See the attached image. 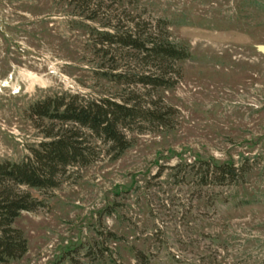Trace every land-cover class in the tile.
<instances>
[{"label":"rangeland","instance_id":"obj_1","mask_svg":"<svg viewBox=\"0 0 264 264\" xmlns=\"http://www.w3.org/2000/svg\"><path fill=\"white\" fill-rule=\"evenodd\" d=\"M103 4L89 20L93 3L0 0V163L23 161L43 141L27 111L54 95L119 100L138 90L142 105L168 111L165 125L137 126L117 158L96 143V158L57 188L26 189L41 206L15 219L27 252L9 264H264V0ZM107 16L159 24L187 48L173 86L103 76L111 57L90 34ZM196 161L249 170L242 183L203 186Z\"/></svg>","mask_w":264,"mask_h":264},{"label":"trees","instance_id":"obj_2","mask_svg":"<svg viewBox=\"0 0 264 264\" xmlns=\"http://www.w3.org/2000/svg\"><path fill=\"white\" fill-rule=\"evenodd\" d=\"M70 1L83 11H89L93 3L96 9L86 12V17L93 20L98 18L103 2L122 0ZM107 18L104 30L93 28L90 34L97 52L111 57L103 76L129 88L173 86V74L177 73L174 65L188 58L187 48L171 43L159 24L151 28L132 19V24L119 26L121 20L115 23L114 17ZM126 58L124 63L118 62ZM118 64L126 68L122 74L116 72ZM141 100L138 90L132 89L119 100L62 94L46 97L28 108L27 117L41 129L43 141L23 161L0 163V264L19 260L27 252V241L13 223L21 212H33L41 206L28 189L57 188L69 168L88 166L96 158V143L107 146L117 158L131 147L129 134L137 126L153 122L165 125L168 111L157 105L145 107ZM196 166L203 186L242 183L249 170L245 164L211 161H196L191 168Z\"/></svg>","mask_w":264,"mask_h":264},{"label":"water","instance_id":"obj_3","mask_svg":"<svg viewBox=\"0 0 264 264\" xmlns=\"http://www.w3.org/2000/svg\"><path fill=\"white\" fill-rule=\"evenodd\" d=\"M258 50H259L260 52L264 53V46H259V47H258Z\"/></svg>","mask_w":264,"mask_h":264}]
</instances>
